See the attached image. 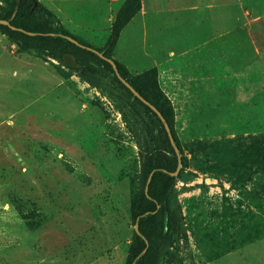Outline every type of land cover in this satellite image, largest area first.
I'll return each instance as SVG.
<instances>
[{
    "label": "rangeland",
    "instance_id": "obj_1",
    "mask_svg": "<svg viewBox=\"0 0 264 264\" xmlns=\"http://www.w3.org/2000/svg\"><path fill=\"white\" fill-rule=\"evenodd\" d=\"M39 1L125 67L170 128L158 264H264V0ZM8 40L0 31V264H127L142 165L122 90Z\"/></svg>",
    "mask_w": 264,
    "mask_h": 264
},
{
    "label": "trees",
    "instance_id": "obj_2",
    "mask_svg": "<svg viewBox=\"0 0 264 264\" xmlns=\"http://www.w3.org/2000/svg\"><path fill=\"white\" fill-rule=\"evenodd\" d=\"M0 20L9 22L8 25L0 24V31L9 39L7 50L10 53L14 49L18 53L32 51L56 59L94 86L101 84V77L108 76L122 90L121 99L128 108L124 117L139 127L142 165V188L133 207L137 230L127 264H158L155 240L168 237L170 232L169 198L176 179L172 173L178 166L177 153L162 120L119 80L117 73L147 99L125 67L114 61L115 71L112 64L89 49V45L65 31L39 0H0ZM121 28L122 24L115 21L111 38L116 39ZM68 36L82 46L71 42Z\"/></svg>",
    "mask_w": 264,
    "mask_h": 264
},
{
    "label": "water",
    "instance_id": "obj_3",
    "mask_svg": "<svg viewBox=\"0 0 264 264\" xmlns=\"http://www.w3.org/2000/svg\"><path fill=\"white\" fill-rule=\"evenodd\" d=\"M0 24H5V25H8L9 22L6 21V20H0ZM71 42L75 43L76 45L78 46H82L75 38H72V37H67ZM91 49V48H89ZM93 51H95L100 57H102L103 59L107 60L109 63L112 64L114 70L116 71V66L114 64V62L108 58H106L105 56H103L102 54H100L99 52H97L96 50L94 49H91ZM117 73V72H116ZM117 76L119 77V80L136 96L138 97L141 101H143L145 104H147L159 117L160 119L162 120L163 124H164V127H165V130L169 136V139L176 151V147H175V144H174V140H173V137H172V134L170 132V128L167 124V122L164 120V118L162 117V115L154 108V106H152L143 96H141V94L135 90V88L133 86H131L130 83H128L125 79H123L118 73H117ZM173 175H175V173H172ZM150 179V178H149ZM149 181V180H148Z\"/></svg>",
    "mask_w": 264,
    "mask_h": 264
}]
</instances>
